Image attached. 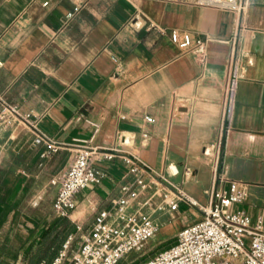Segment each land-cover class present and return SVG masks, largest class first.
<instances>
[{
  "label": "crops",
  "instance_id": "crops-1",
  "mask_svg": "<svg viewBox=\"0 0 264 264\" xmlns=\"http://www.w3.org/2000/svg\"><path fill=\"white\" fill-rule=\"evenodd\" d=\"M171 31L201 41V54L172 44ZM0 99L33 116L55 149L0 123V264H51L69 237L74 252L96 215L120 199L176 235L203 218L212 187L227 181L246 190L233 210L264 227V0H246L241 16L196 0H0ZM83 147L124 149L147 166V188L117 155L94 163L101 183L80 191L66 216L52 207L15 213L14 189L60 181ZM179 192L186 199L171 210ZM14 220L24 240L10 254L1 236L16 228L2 226Z\"/></svg>",
  "mask_w": 264,
  "mask_h": 264
},
{
  "label": "built area",
  "instance_id": "built-area-1",
  "mask_svg": "<svg viewBox=\"0 0 264 264\" xmlns=\"http://www.w3.org/2000/svg\"><path fill=\"white\" fill-rule=\"evenodd\" d=\"M196 5L227 9L241 16L246 9V0H196ZM169 37L179 49L196 50L201 54L203 43L199 40L193 42L190 35L171 31ZM237 81L238 75L233 69L226 88L228 109L232 104ZM0 108L1 124L16 123L26 127L32 133L36 145L47 143L48 152L55 151L54 145L37 128L33 116L22 113L16 105L1 99ZM146 121L152 122V119L146 118ZM92 127L96 131V125ZM129 144L128 137H120L121 147ZM48 152L41 157H46ZM117 155L131 166L132 173L139 175L137 183L140 190L144 191L147 188L144 178L148 175V168L127 151L122 148L83 147L73 155L62 179L51 181L52 185L58 186L52 204L53 211L58 216H66L73 210L75 196L88 186L99 185L104 177L94 163L111 160ZM138 195L139 192H131L133 198ZM184 199L186 196L182 192L177 193L174 200L168 201L170 209L175 210L177 203ZM245 199V187L239 182L227 181L226 187L214 185L210 191L209 205L203 209V218L182 228L172 245L141 264H264L263 221L257 219L252 222L246 211L233 210L235 205L242 204ZM137 205L140 208L150 206L149 200ZM111 218L115 222H109ZM158 228L152 215L138 216L129 212L126 201L120 199L110 209L96 215L88 231L80 235V244L74 252H70L72 237H69L51 264H118L128 253L152 238Z\"/></svg>",
  "mask_w": 264,
  "mask_h": 264
},
{
  "label": "rangeland",
  "instance_id": "rangeland-1",
  "mask_svg": "<svg viewBox=\"0 0 264 264\" xmlns=\"http://www.w3.org/2000/svg\"><path fill=\"white\" fill-rule=\"evenodd\" d=\"M57 191V185L45 186L41 182H38L36 185L28 184L27 186H23L20 189H14V192L11 193L7 198L14 201L12 209L16 214H18L20 217H29L50 213L52 211L51 207L56 197ZM169 221L172 222L173 220ZM20 226L21 223H18L17 220L9 221V223L2 226L4 229L13 227L14 229L16 228L13 237L11 233H9L10 231H7L6 235L1 236V240H3L2 244L4 246H8L5 249H11V252H9L10 254L14 252L13 248H17L19 243L24 240V235H20V237L17 235ZM160 229L161 226L158 228L157 233L152 238L144 242L137 249L128 253L118 264H141L150 259L157 252L172 245L176 235L171 233L172 231L170 228ZM21 262L25 263L23 259H21Z\"/></svg>",
  "mask_w": 264,
  "mask_h": 264
}]
</instances>
